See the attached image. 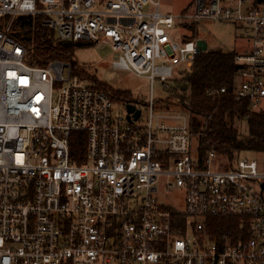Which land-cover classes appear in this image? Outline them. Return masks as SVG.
Listing matches in <instances>:
<instances>
[{
	"label": "built area",
	"instance_id": "built-area-1",
	"mask_svg": "<svg viewBox=\"0 0 264 264\" xmlns=\"http://www.w3.org/2000/svg\"><path fill=\"white\" fill-rule=\"evenodd\" d=\"M262 1L196 0L176 16L155 0H0V264H264L256 158L200 159L187 112L158 107L153 91L144 118L137 103L138 118L127 103L118 111L110 90L72 73L75 57L30 64L16 36L19 16L39 17L58 40L111 45L113 67L167 91L208 50L172 33L177 17L243 24L236 95L262 112ZM163 186L184 191L185 210L160 201ZM208 216L240 217L246 239L216 240Z\"/></svg>",
	"mask_w": 264,
	"mask_h": 264
},
{
	"label": "trees",
	"instance_id": "trees-1",
	"mask_svg": "<svg viewBox=\"0 0 264 264\" xmlns=\"http://www.w3.org/2000/svg\"><path fill=\"white\" fill-rule=\"evenodd\" d=\"M20 31L16 34L26 47L30 64L44 66L51 60L75 57L79 42L58 40L54 31L44 26L39 17L21 15L17 18ZM189 25V24H188ZM191 37L196 38V26L189 25ZM235 49L209 48L194 63L178 72L167 88L168 95L160 102L176 105L191 118V134L200 159L217 152L232 162L247 153H264V111L251 109L247 98L236 95V77L239 64ZM72 73L94 82V86L110 90L113 99L136 104L138 99L128 90H113L99 82L95 75L72 60ZM244 126V128H243ZM83 131L74 130L73 137ZM187 222L185 214L179 215ZM209 234L220 241L224 235L236 243L246 239V224L237 216H208Z\"/></svg>",
	"mask_w": 264,
	"mask_h": 264
},
{
	"label": "rangeland",
	"instance_id": "rangeland-1",
	"mask_svg": "<svg viewBox=\"0 0 264 264\" xmlns=\"http://www.w3.org/2000/svg\"><path fill=\"white\" fill-rule=\"evenodd\" d=\"M160 1V9L164 13L178 15H186L190 13L196 4V0H155ZM252 1V0H251ZM264 7V0L260 3ZM155 5L150 2L147 10H154ZM174 26L171 28L172 33L177 36L192 32L187 18H176ZM186 25H179L178 22ZM196 37L207 43L209 48H223L225 50L235 49L236 51L244 50L248 41L246 34L248 29L243 24L230 23L219 20L201 19L196 20ZM189 24V25H188ZM75 58L80 63L83 69L89 74L95 75L99 82L108 85L113 90H128L135 98L138 99V107L142 111V118L146 116L148 103L153 91L156 99V105L159 107L160 99L168 95L166 90H163L161 83L155 81L151 89L150 80L145 76L135 75L132 71L122 68H115L112 61L115 58V51L109 44L104 43H89L82 42L76 47ZM88 83L94 84L89 79ZM114 100V99H113ZM114 107L118 111L124 108V101L120 99L114 100ZM244 128V126H243ZM246 156L256 158L260 168L264 169V153H247ZM159 187L161 183L159 182ZM160 192V201L164 200L173 207L185 210V193L179 188H175L170 192L164 191V186Z\"/></svg>",
	"mask_w": 264,
	"mask_h": 264
},
{
	"label": "water",
	"instance_id": "water-1",
	"mask_svg": "<svg viewBox=\"0 0 264 264\" xmlns=\"http://www.w3.org/2000/svg\"><path fill=\"white\" fill-rule=\"evenodd\" d=\"M261 1V0H259ZM127 109H128V112L129 113H133L134 112V116L135 118H138L140 116V110H136V105L135 104H132V103H128L127 104ZM128 118L130 119L131 118V115L129 114L128 115ZM263 188H264V183L262 184Z\"/></svg>",
	"mask_w": 264,
	"mask_h": 264
}]
</instances>
